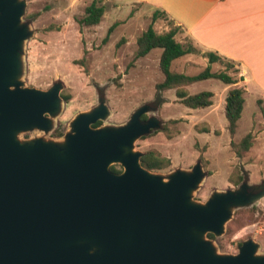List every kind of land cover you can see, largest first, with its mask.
Listing matches in <instances>:
<instances>
[{
	"label": "water",
	"instance_id": "1",
	"mask_svg": "<svg viewBox=\"0 0 264 264\" xmlns=\"http://www.w3.org/2000/svg\"><path fill=\"white\" fill-rule=\"evenodd\" d=\"M26 7L0 0V264H264L252 239L223 255L209 238L225 233L236 209L263 199L264 187L245 181L201 203V161L167 177L142 165L135 144L161 129L156 117L142 119L157 107L94 127L111 114L101 97L62 140H20L51 132L65 101L61 83L40 90L21 82L24 44L34 35Z\"/></svg>",
	"mask_w": 264,
	"mask_h": 264
},
{
	"label": "rangeland",
	"instance_id": "2",
	"mask_svg": "<svg viewBox=\"0 0 264 264\" xmlns=\"http://www.w3.org/2000/svg\"><path fill=\"white\" fill-rule=\"evenodd\" d=\"M94 0H27L24 23H29L34 35L24 44L22 61L24 87L48 90L54 84L63 85L64 101L60 114L54 118V129L22 133L20 140L44 138L62 140L71 123L81 113L98 106L103 97L110 116L102 126L127 123L143 105L157 107L147 118L156 117L162 123L159 131L138 140L135 150L144 154L152 151L170 160L161 170H152L167 177L177 169H191L202 162L207 177L194 194V200L206 203L213 192L234 190L248 181L255 189L264 186V101L257 99L256 90L246 94L242 118L234 138L227 129L225 100L230 91L239 87V69H226V63H216L215 73L227 72L238 83L226 85L219 80L200 81L180 87L190 95L211 91L213 105L206 109H190L177 97V90H157L164 80L159 68L161 49L136 58L137 39L149 27L152 18L144 5L121 0H99L106 12L98 26L82 27L86 8ZM119 25L104 42L109 28ZM159 32V28L156 27ZM227 62V61H225ZM208 61L193 54L175 62L172 71L197 75ZM238 71V72H237ZM230 86V87H228ZM160 103V106H158ZM101 126V127H102ZM63 133L58 138V133ZM252 134L253 146L238 157L231 142H240ZM123 170L121 165H114ZM238 177L243 181L236 184ZM252 239L260 244L264 254V198L243 209H236L225 233L213 238L219 254L236 255L241 244Z\"/></svg>",
	"mask_w": 264,
	"mask_h": 264
},
{
	"label": "crops",
	"instance_id": "3",
	"mask_svg": "<svg viewBox=\"0 0 264 264\" xmlns=\"http://www.w3.org/2000/svg\"><path fill=\"white\" fill-rule=\"evenodd\" d=\"M121 1L146 6L151 18L156 11L166 13L167 18L154 24L158 33L179 27L178 42L190 41L201 53H214L236 64L241 77L238 88L247 95L256 90L261 94L257 99L264 101V0Z\"/></svg>",
	"mask_w": 264,
	"mask_h": 264
},
{
	"label": "trees",
	"instance_id": "4",
	"mask_svg": "<svg viewBox=\"0 0 264 264\" xmlns=\"http://www.w3.org/2000/svg\"><path fill=\"white\" fill-rule=\"evenodd\" d=\"M105 12V6L102 5L99 0H94L86 8L85 16L79 19L78 23L82 27L98 26L101 23ZM161 18H167L166 13L156 11L152 16V21L149 27L137 39L136 58H143L151 51L161 49L162 53L159 60V68L164 76V80L157 84V90L159 92H164L179 88L176 92L177 97L186 107L190 109H206L211 107L213 105L212 98L214 96L211 91H203L195 95H190L186 90H183L180 87L210 79L219 80L226 85H236L238 81L227 72L215 73L212 71V64L214 63H226V69H230L231 67L234 68L235 64L231 61L225 62L226 60H223L220 56L214 53H201L190 41L185 44L178 42L176 40V35L180 31L179 27L172 26L170 31L158 33L154 28V24ZM118 25V23H115L109 28L107 37L104 40L105 43L108 42L110 35ZM190 54H201L204 58L208 59L209 65L202 72L194 76L172 71V65L176 60ZM242 80L244 79L242 78ZM244 95L245 89L236 87L228 92L225 100V116L228 123L227 129L232 138H234L237 133L239 121L241 120L244 111ZM62 97L65 101L70 99L69 96L62 95ZM142 119L146 120L148 118L144 115ZM101 125L102 122H97L94 127H100ZM62 134L63 133L61 132L58 133L57 137H62ZM231 146L238 157H243L244 153L248 152L253 146L252 134L246 135L240 142L232 140ZM141 163L145 168L152 171L161 170L169 166L170 160L162 158L155 152L150 151L143 155ZM111 170L115 173L123 171L122 169L117 168V166H112ZM242 181L243 178L238 177L236 184L238 185ZM209 238L213 239L214 235L209 234Z\"/></svg>",
	"mask_w": 264,
	"mask_h": 264
},
{
	"label": "built area",
	"instance_id": "5",
	"mask_svg": "<svg viewBox=\"0 0 264 264\" xmlns=\"http://www.w3.org/2000/svg\"><path fill=\"white\" fill-rule=\"evenodd\" d=\"M220 1H224V0H220Z\"/></svg>",
	"mask_w": 264,
	"mask_h": 264
},
{
	"label": "flooded vegetation",
	"instance_id": "6",
	"mask_svg": "<svg viewBox=\"0 0 264 264\" xmlns=\"http://www.w3.org/2000/svg\"><path fill=\"white\" fill-rule=\"evenodd\" d=\"M58 138H60V137H58Z\"/></svg>",
	"mask_w": 264,
	"mask_h": 264
}]
</instances>
